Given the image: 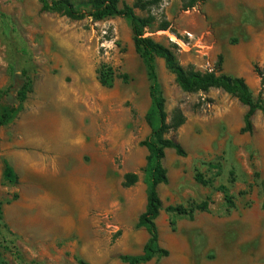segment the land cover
I'll return each mask as SVG.
<instances>
[{"label":"rangeland","instance_id":"rangeland-1","mask_svg":"<svg viewBox=\"0 0 264 264\" xmlns=\"http://www.w3.org/2000/svg\"><path fill=\"white\" fill-rule=\"evenodd\" d=\"M134 12L186 71L243 78L264 102V0H162ZM154 63L168 119L185 117L165 134L184 156L165 150L168 181L157 188V245L168 256L142 264H264V113L242 133L247 107L237 98L184 92L162 59ZM149 85L126 19L71 20L41 12L38 0H0V104L20 106L0 127V264H126L120 256L142 252ZM126 174L136 182L125 185ZM203 202L192 218L165 211Z\"/></svg>","mask_w":264,"mask_h":264},{"label":"trees","instance_id":"trees-1","mask_svg":"<svg viewBox=\"0 0 264 264\" xmlns=\"http://www.w3.org/2000/svg\"><path fill=\"white\" fill-rule=\"evenodd\" d=\"M162 0H136L134 6L123 3L120 6V0H87V8H78L72 0H38L40 11L47 13H57L71 20H82L91 18L99 21L109 17H119L126 19L129 22L133 44L137 53L145 60L148 69L149 78V95L152 102V107L146 120L151 127L150 136L141 142V145L147 149V195L144 211L139 215L136 226L143 228L148 234V240L143 246L142 253L136 256L122 255L119 257L121 262L126 264H142L151 261L155 256L158 258L168 256L166 249L159 248L158 231L155 220L161 209V201L158 196L157 188L164 185L168 181L166 169L163 166V159L166 149H172L178 156H184V151L180 144L173 139L165 137L169 130H177L185 122L184 115L176 110L173 112L170 120L165 111V99L160 93L155 58L163 60L165 68L170 71L179 88L188 93L207 92L210 89H218L228 95L234 96L238 101L247 107V112L244 115V126L241 129L242 133L251 132L252 116L255 111L260 110L264 113V102L262 100L254 101L249 87L245 80L240 77H232L226 74L216 75L215 73H201L198 71H186L181 67L175 58L173 51L163 46L153 39L144 36V30L148 27L149 20L138 17L135 12V7L145 8L146 6L157 5ZM165 29V28H164ZM220 63L218 64V67ZM99 80L103 85L110 84L112 76L106 68L102 67L99 72ZM125 79V77H122ZM29 83H25L18 92V99L22 101L27 91ZM1 99V97H0ZM20 106L1 105L0 104V127L7 125L19 113ZM169 120V122H168ZM4 178L8 182L14 181V175L9 166L6 165ZM125 185H132L136 182L135 174H126L124 177ZM198 182H203L200 176H196ZM221 192L224 196L226 212L233 208V202L224 187H221ZM207 209V203L203 202L195 208H183L180 206H169L165 209L168 213H176L179 216H187L192 218L194 211H203ZM0 220H1V204H0ZM170 225L173 227L174 222Z\"/></svg>","mask_w":264,"mask_h":264},{"label":"built area","instance_id":"built-area-1","mask_svg":"<svg viewBox=\"0 0 264 264\" xmlns=\"http://www.w3.org/2000/svg\"><path fill=\"white\" fill-rule=\"evenodd\" d=\"M174 42L179 46V47H181V49H182V44H180V41H178V40H174ZM208 73H211V72H208Z\"/></svg>","mask_w":264,"mask_h":264},{"label":"bare ground","instance_id":"bare-ground-1","mask_svg":"<svg viewBox=\"0 0 264 264\" xmlns=\"http://www.w3.org/2000/svg\"><path fill=\"white\" fill-rule=\"evenodd\" d=\"M64 91H65V90H64ZM60 95H61L62 97H64V98H67L66 93L64 94V92H63V93L60 92V94H59L56 98H58Z\"/></svg>","mask_w":264,"mask_h":264},{"label":"crops","instance_id":"crops-1","mask_svg":"<svg viewBox=\"0 0 264 264\" xmlns=\"http://www.w3.org/2000/svg\"><path fill=\"white\" fill-rule=\"evenodd\" d=\"M158 187H159V186H158ZM156 219H157V218H156ZM155 223H156V220H155ZM141 253H142V252H141ZM141 253H140V254H141ZM140 254H139V255H140Z\"/></svg>","mask_w":264,"mask_h":264}]
</instances>
